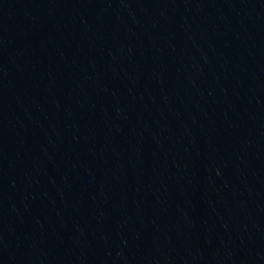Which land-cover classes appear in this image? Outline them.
Here are the masks:
<instances>
[{
  "label": "water",
  "instance_id": "1",
  "mask_svg": "<svg viewBox=\"0 0 264 264\" xmlns=\"http://www.w3.org/2000/svg\"><path fill=\"white\" fill-rule=\"evenodd\" d=\"M0 264H264V0L0 4Z\"/></svg>",
  "mask_w": 264,
  "mask_h": 264
}]
</instances>
